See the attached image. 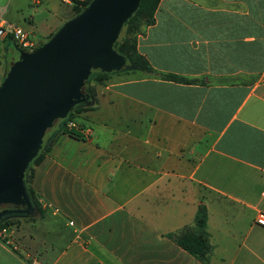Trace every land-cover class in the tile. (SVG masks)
<instances>
[{
	"label": "crops",
	"instance_id": "crops-1",
	"mask_svg": "<svg viewBox=\"0 0 264 264\" xmlns=\"http://www.w3.org/2000/svg\"><path fill=\"white\" fill-rule=\"evenodd\" d=\"M136 48L154 72L94 83L87 135L48 132L42 215L0 229V264H264V0H159ZM199 204L202 259L174 240Z\"/></svg>",
	"mask_w": 264,
	"mask_h": 264
},
{
	"label": "water",
	"instance_id": "water-1",
	"mask_svg": "<svg viewBox=\"0 0 264 264\" xmlns=\"http://www.w3.org/2000/svg\"><path fill=\"white\" fill-rule=\"evenodd\" d=\"M139 0H90L41 45L11 57L0 83V215L24 213L23 171L70 107L88 96L87 75L128 66L112 48Z\"/></svg>",
	"mask_w": 264,
	"mask_h": 264
},
{
	"label": "trees",
	"instance_id": "trees-1",
	"mask_svg": "<svg viewBox=\"0 0 264 264\" xmlns=\"http://www.w3.org/2000/svg\"><path fill=\"white\" fill-rule=\"evenodd\" d=\"M89 1L90 0H69L71 4V9L73 10L74 14H77L79 11H81L83 6H85ZM158 1L159 0H139L137 7L123 21L119 30L122 31V33L112 43V48L115 51L122 54L128 61V66L126 68H139L146 72H154V69L149 65L145 57L142 54H140L137 50L136 36L137 34L142 32L143 28L146 25L150 24L153 21V13L157 6ZM41 44L42 43H40L39 45ZM112 72L115 71H100V70L92 71L86 77L85 80L86 85L90 80H92L94 83H100L107 77V75H109ZM157 75L173 80H180V81L188 80L182 76L175 75L172 73L157 72ZM88 92H89L88 98L83 102L73 104L66 113V115L58 122V124L59 123L62 124L60 128L62 132H66L72 136L82 137V134L79 133V131H76L73 128L66 127L64 123L67 119L75 118L81 110H85L93 107V104L91 103V99L93 97L92 90L88 89ZM47 149H48V144L46 138L43 141L40 148L37 150V152L28 161L23 171V184L31 204L30 210L24 213H18L14 211H6L2 213L0 215V229L2 227L13 224L15 222L14 219L16 216L27 214L32 209H35L38 212L39 216L42 215V209L38 201V196L35 190L30 185V179L33 173L32 165L37 164L42 159ZM29 164L31 165L29 166L27 176H25V170L27 169ZM205 219H206V208L203 204H199L195 212L194 226L185 227L174 237L175 242L179 246H181L183 249H185L186 251H188L189 253L193 254L194 256L200 259H202L205 256V253L209 249V243L207 241V233L204 229Z\"/></svg>",
	"mask_w": 264,
	"mask_h": 264
},
{
	"label": "rangeland",
	"instance_id": "rangeland-1",
	"mask_svg": "<svg viewBox=\"0 0 264 264\" xmlns=\"http://www.w3.org/2000/svg\"><path fill=\"white\" fill-rule=\"evenodd\" d=\"M0 6L4 7L2 13L3 19L7 22L18 24L24 28L32 29V35L36 40H38V33H41L47 24L54 23L56 17H61L62 20L57 22L56 29L51 32V35L61 26V24L76 15L71 9V4L64 2L63 0H37L36 3L32 0H0ZM28 18H30V20ZM121 33L122 31H119L117 37ZM50 36L41 37V39H43L42 43H44ZM25 51L27 50L18 49L10 39H0V83L8 60L19 52ZM93 85L94 82L90 80L86 86L88 89L93 90ZM61 126L62 124L59 123L56 129H60ZM30 165L31 164H29L25 170V176L28 174ZM21 216L40 217L35 209H32L29 213ZM13 245H15L14 242L9 244L10 247H13Z\"/></svg>",
	"mask_w": 264,
	"mask_h": 264
},
{
	"label": "built area",
	"instance_id": "built-area-1",
	"mask_svg": "<svg viewBox=\"0 0 264 264\" xmlns=\"http://www.w3.org/2000/svg\"><path fill=\"white\" fill-rule=\"evenodd\" d=\"M32 1L35 3L37 2V0ZM3 10L4 7L0 6V39L9 37L18 49L27 51L33 50L37 46V40L33 37L32 31L18 24L7 22L2 18ZM64 125L68 128L77 127L84 135H87L90 131L88 126H78V123L74 118L67 119ZM254 221L260 225H264V213L257 212ZM1 230L3 231V228H1Z\"/></svg>",
	"mask_w": 264,
	"mask_h": 264
}]
</instances>
